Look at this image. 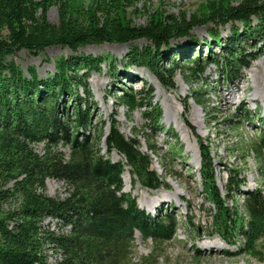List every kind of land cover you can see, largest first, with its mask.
I'll return each instance as SVG.
<instances>
[{
	"label": "trees",
	"instance_id": "1",
	"mask_svg": "<svg viewBox=\"0 0 264 264\" xmlns=\"http://www.w3.org/2000/svg\"><path fill=\"white\" fill-rule=\"evenodd\" d=\"M135 4L136 0H0V264H49L48 249L55 254L54 264H157L163 245L175 236L174 212L148 213L123 190L126 167L132 182L142 188L169 187L151 166L150 154L140 150L137 134L125 136L115 120L105 134V122L94 117L96 103L88 78L100 72L102 64L114 73L115 59L77 51L87 44H129L125 63L144 67L167 88H174L176 73L189 81L203 75L209 64L233 80L240 69L264 55V0H204L190 14L156 7L151 13L146 10L142 24L131 19L129 8L135 10ZM52 6H57L56 23L47 18ZM227 25L223 36L219 29ZM199 26L207 31L203 41L191 35ZM184 37L187 42L172 45ZM142 39L146 45L134 44ZM50 46L71 53L57 58L54 72L46 77L33 66L24 71L13 59L21 49L38 55ZM192 94L190 98L202 103L196 96L200 93ZM117 98L128 111L141 110L146 149L152 151L149 137L163 128L162 109L152 95L130 87ZM251 113L247 108L242 116ZM258 141L257 148L264 147V134ZM197 142L200 192L214 206L211 228L227 242L242 234L241 253L264 264V195L246 192V222L239 223L236 212L222 202L209 147L199 138ZM113 151L120 160L109 158ZM237 174L235 170L228 175L227 194L239 190ZM49 179L64 183L63 196L47 194ZM46 218L54 219L56 228L43 226ZM136 234L152 242L150 253L137 260L131 257ZM205 254L195 249V258Z\"/></svg>",
	"mask_w": 264,
	"mask_h": 264
},
{
	"label": "rangeland",
	"instance_id": "2",
	"mask_svg": "<svg viewBox=\"0 0 264 264\" xmlns=\"http://www.w3.org/2000/svg\"><path fill=\"white\" fill-rule=\"evenodd\" d=\"M203 1L136 0L135 10L134 7L129 10L132 11L130 16L133 24H142L148 16L146 10L151 13L154 8L159 7L167 13L179 14L186 11L190 14ZM237 1L232 0L236 4ZM57 13V6H52L47 12L48 20L56 23ZM229 26L219 29L220 34L225 36ZM206 33V28L199 26L193 29L191 35L198 41H203L207 37ZM187 40V37H184L173 41L172 45L185 43ZM134 44L144 46L147 43L142 39ZM129 46L126 43L103 42L87 44L77 52L93 56L108 54L115 59L117 68L114 73L107 72L106 66L102 64L101 71L91 72L88 78V85L96 103L94 117L105 122V134L108 133L112 120L118 123V128L125 136L137 134L140 150L150 154L151 166L169 185L168 188L150 191L132 182L127 167L123 173V190L130 192L141 207L147 206L151 209L156 205V208L161 207L163 212V208L168 205L162 203L164 197H169L167 199L174 202L171 204L179 223L178 229L175 237L163 245V252L157 264H263L247 253H241L240 241L235 242L237 248L227 242L221 244L216 236L219 234L211 228L212 205L205 200V194L200 192L197 177L201 160L197 139H201L206 145L212 144L211 154L215 152L214 147L220 150L226 148L228 154L236 155L234 162L244 167L246 177L252 176L264 184V147L261 145L257 148L260 135L264 134V55L253 60L248 68L240 69L233 80H227L216 64H209L203 75L190 78L189 81L176 73L174 88H167L144 67L125 63L123 58ZM70 53L68 48L60 46L47 47L38 55L21 49L13 55V59L24 71L33 66L41 77H46L54 72V61ZM129 87L133 91L142 92L144 96L152 95V101L162 109L163 128L148 136L153 145L152 151L146 149L141 110L128 111L117 98L122 89ZM192 91L200 93L196 96L202 103L198 104L190 98ZM248 107H255L256 112L249 115L250 121L242 120V113ZM236 108H239L238 112L235 111ZM261 124L263 126L258 128ZM100 146L105 152V144L102 142ZM41 147L42 145H38L36 149L40 151ZM109 158L117 161L121 159V155L113 151ZM222 174L218 175L220 180ZM45 183L48 195L65 194L62 181L49 179ZM43 226L56 228V221L46 218ZM231 240L233 239L230 238ZM133 244L131 257L135 260L151 251L152 242L143 241L139 234H136ZM195 249L206 253L205 256L195 258ZM47 254L49 264H54L53 250L48 249Z\"/></svg>",
	"mask_w": 264,
	"mask_h": 264
},
{
	"label": "built area",
	"instance_id": "3",
	"mask_svg": "<svg viewBox=\"0 0 264 264\" xmlns=\"http://www.w3.org/2000/svg\"><path fill=\"white\" fill-rule=\"evenodd\" d=\"M254 108H249V109L254 110ZM242 120H244V119H242ZM262 126H263V124L258 125V128L262 127ZM208 147L210 149L211 158L215 164L214 174L216 177L217 185L219 186V189L221 190V197L223 200L222 202L229 209L234 210L236 212L234 218L239 223L240 222L245 223L246 222V219H245L246 214H244L245 213L244 212V199L246 196V192L258 190L264 195V184H263V182L256 180L255 178H253L250 175H247L250 177H246V175H244L245 174L244 167L241 165H236L234 162L236 155H233V153L228 154L226 148L223 150H220V148L214 147L215 152L213 154H211L212 144L208 143ZM235 170L238 171L237 175H239V177L241 178V185L239 187V190H234V191H231L229 194H227L226 189H224L225 183L227 181L228 175H230V173L232 171H235ZM220 173H223L221 175L222 176L221 180L219 179V176H218V175H220ZM150 191H153V190H150ZM149 204H151V203H149ZM144 206H146V205H144ZM212 207H213V205H212ZM145 208H146V210L153 211L154 209H156V205L152 206L151 209H149L147 206ZM167 210H169V211L172 210L170 205H167ZM214 235H216V234H214ZM216 236H218V238L220 239L219 242L221 244L224 245L227 242V241H224V239H222L221 235H216ZM232 239L233 240H231L230 242H227L228 245L230 244V245H233L234 248H237V246L235 245V242L240 241L241 246H243L244 237L239 232L237 234L232 235Z\"/></svg>",
	"mask_w": 264,
	"mask_h": 264
},
{
	"label": "bare ground",
	"instance_id": "4",
	"mask_svg": "<svg viewBox=\"0 0 264 264\" xmlns=\"http://www.w3.org/2000/svg\"><path fill=\"white\" fill-rule=\"evenodd\" d=\"M163 186H164V185H162L161 188H164ZM166 193H167V192H166ZM164 195H166V194H164ZM168 195H169V194H167V196H168ZM174 195H175V194H174ZM164 198H165V200H166L167 202H166L165 200H163L162 203L164 202V203L168 204V203H169V202H168L169 200H168L167 198H169V197H164ZM159 203H160V202H157V204H159ZM168 205H169V204H168Z\"/></svg>",
	"mask_w": 264,
	"mask_h": 264
}]
</instances>
